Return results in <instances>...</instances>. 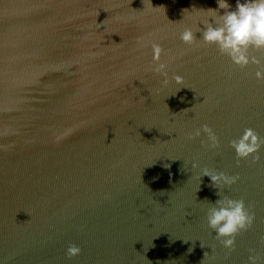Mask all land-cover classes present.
I'll use <instances>...</instances> for the list:
<instances>
[{
  "label": "water",
  "instance_id": "obj_1",
  "mask_svg": "<svg viewBox=\"0 0 264 264\" xmlns=\"http://www.w3.org/2000/svg\"><path fill=\"white\" fill-rule=\"evenodd\" d=\"M216 7L0 0V264H249L250 251L264 264V64L199 39ZM245 128L261 138L255 161L230 144ZM205 169L238 176L221 194L255 217L231 250L207 224L218 190Z\"/></svg>",
  "mask_w": 264,
  "mask_h": 264
},
{
  "label": "clouds",
  "instance_id": "obj_2",
  "mask_svg": "<svg viewBox=\"0 0 264 264\" xmlns=\"http://www.w3.org/2000/svg\"><path fill=\"white\" fill-rule=\"evenodd\" d=\"M204 10L212 13L198 22L196 32H201L199 39L204 44H215L222 54L227 55L233 64L240 67H246L249 63L264 64V59L249 55L250 48L264 49V0H236L234 8L229 0H217L216 8ZM200 25H204L203 29ZM196 32L191 27H185L179 33V39L186 44H191L197 39ZM151 48L153 60L158 62L153 71L162 75L163 83L167 84L169 81L165 71L166 65L159 62L162 52L161 45L152 43ZM255 76L258 80H264V69L258 67ZM172 79L180 83L183 78L180 75H174ZM202 131L207 134L209 146L216 147L218 140L212 129L205 124L202 126ZM200 133L201 130L198 129L194 135L199 136ZM191 138L192 135L189 136V139ZM260 139L254 129L245 128L238 138L230 141V144L238 159L251 155L255 161L259 159V156L252 154L258 153ZM192 167H196L195 162ZM202 176H208L212 185L218 190V198L215 201L206 200L208 202L206 208L208 227L215 233V238L220 244L231 250L235 245L236 234L252 225L254 214L248 211L243 199H233L221 194V189L236 183L238 176L227 175L224 172L213 173L207 169L203 170ZM79 252L80 248L76 245H70L67 249L69 256L77 255ZM257 259V255L251 254L250 251L249 264H257Z\"/></svg>",
  "mask_w": 264,
  "mask_h": 264
}]
</instances>
